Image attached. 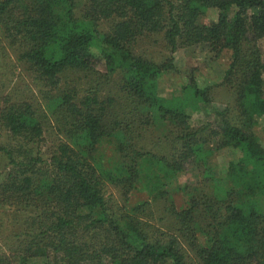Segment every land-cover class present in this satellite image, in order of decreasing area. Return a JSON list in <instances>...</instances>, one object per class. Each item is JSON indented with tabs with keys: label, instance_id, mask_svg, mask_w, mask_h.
Returning <instances> with one entry per match:
<instances>
[{
	"label": "trees",
	"instance_id": "obj_1",
	"mask_svg": "<svg viewBox=\"0 0 264 264\" xmlns=\"http://www.w3.org/2000/svg\"><path fill=\"white\" fill-rule=\"evenodd\" d=\"M208 13L215 20L201 24ZM0 33L18 47L46 101L41 110L0 96V209L11 212L12 225L0 264L37 256L46 264H264V142L254 131L264 122V0H1ZM159 34L171 53L228 52L222 80L201 89L190 79L178 95H160L157 82L172 62L133 50ZM102 61V77L121 76L123 97L100 98L99 83L81 97L62 88L63 74H88ZM216 90L231 97L217 112L221 121L193 127L192 113ZM50 120L54 132L45 128ZM156 132L165 141L173 135L168 156L142 145ZM47 133L57 142L45 160ZM103 141L114 146L108 162L98 153ZM226 148L234 158L217 173L214 150ZM190 166L201 181L184 186L183 209L167 208L176 233L146 229L136 216L148 202L116 215L104 199L107 185L127 197L143 183L153 199L166 200L168 183Z\"/></svg>",
	"mask_w": 264,
	"mask_h": 264
},
{
	"label": "rangeland",
	"instance_id": "obj_2",
	"mask_svg": "<svg viewBox=\"0 0 264 264\" xmlns=\"http://www.w3.org/2000/svg\"><path fill=\"white\" fill-rule=\"evenodd\" d=\"M1 1V0H0ZM216 18L214 13H208L200 18L201 24H210ZM109 24H103L101 29L106 32ZM259 48L262 51L264 60V40L259 42ZM134 53L140 55L153 62L162 64L164 62H172V68L167 70L158 80V93L162 96L178 95L181 88L187 85L190 79H194L201 89L219 83L230 62L228 52L215 56L208 48L204 46H195L180 48L175 53H171L165 46L162 35L145 36L140 38L135 44ZM106 69L104 62L97 64L94 72L84 74L82 72L68 71L61 77V86L65 90H75L81 97L84 96L91 85L95 86L99 83L100 98L113 97L119 99L123 97V93L119 90L120 78L119 75L110 77H102L105 75ZM42 92V94H41ZM28 100L34 104L37 109L44 110L46 101L45 90L42 85L34 78V75L27 70V65L19 58V49L15 46H10L9 42L4 40L0 33V96H7ZM231 97L223 90L214 91L212 102L209 105H198V111L192 113L191 125L193 127L205 126V128H215L217 123L221 121L217 112L225 109ZM48 115V114H47ZM49 126H45L50 131L54 129V123L49 122ZM54 132V130H52ZM257 137L264 142V122L260 123L255 128ZM156 134H146L143 139V146L148 152L155 153L159 156H168L171 153L173 146V135L165 141L160 132ZM45 148L43 158H48L50 148L57 141L54 134H46ZM3 140L0 135V144ZM211 149L216 146L215 141L210 145ZM175 148V147H174ZM114 146L107 141H103L98 148V153L105 157L108 162L113 156ZM234 158L231 149H216L214 150L211 159L215 171L223 173L227 168V164ZM6 162L0 156V175L4 172ZM201 181V177L197 174V170L190 166L185 172L177 175L174 180L168 183V197L166 200L153 199L152 195L144 188L143 183H139L127 197H122L119 191L109 185L103 189L104 199L113 214H122L133 208L135 205L143 202H148L147 212L142 215H137L141 222L146 226V229L152 234L169 231L175 232V220L167 212L170 203L173 204L176 210H181L185 207L187 200V192L184 191V186L189 188ZM163 190V189H162ZM10 211L0 209V251L3 246L4 236H7L12 231V225L8 220ZM161 230V231H158ZM17 231V230H16ZM158 236V235H157ZM202 245L205 244L203 237L200 238ZM192 259L193 254L188 253ZM43 257L37 256L28 260L27 264H46Z\"/></svg>",
	"mask_w": 264,
	"mask_h": 264
}]
</instances>
